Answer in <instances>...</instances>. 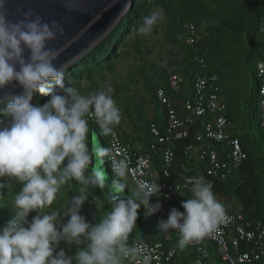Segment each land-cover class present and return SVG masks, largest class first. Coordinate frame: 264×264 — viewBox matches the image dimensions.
<instances>
[{"label":"clouds","instance_id":"obj_1","mask_svg":"<svg viewBox=\"0 0 264 264\" xmlns=\"http://www.w3.org/2000/svg\"><path fill=\"white\" fill-rule=\"evenodd\" d=\"M9 3L0 0V116L7 117L0 120V189L7 186L6 177L15 178L21 187L7 204L13 213L10 220L0 226V264H125L129 260L151 264L144 244H130L129 234L141 206L149 216L162 207L150 203L160 192L158 183L137 182L129 196L111 197L109 209L94 224L81 215L90 190L104 189L106 179L102 170L89 171L93 160L87 143L89 119H94L102 136L116 140L115 127L122 114L111 94L114 90L109 86L82 94L66 86L64 72L56 64L59 50L49 46L63 35V26L56 20L45 21L31 9L13 19ZM162 17V10L143 16L137 34H150ZM13 82L23 91L3 92ZM37 93L48 97L42 105L32 102ZM96 155L108 158L114 174L112 189L123 193L128 187L127 162L114 156L113 146L98 147ZM71 181L81 187L66 209L43 211ZM187 183L191 195L181 202L184 211L172 208L159 225L165 232L178 230L181 248L226 219L225 206L216 199L211 182L200 176ZM32 212L36 215L29 221ZM62 243L81 247L69 255Z\"/></svg>","mask_w":264,"mask_h":264},{"label":"built area","instance_id":"obj_2","mask_svg":"<svg viewBox=\"0 0 264 264\" xmlns=\"http://www.w3.org/2000/svg\"><path fill=\"white\" fill-rule=\"evenodd\" d=\"M211 24L207 21L185 22L182 26L184 42L190 46L202 43L203 30ZM198 51V49H197ZM207 63L205 55H194L193 86L187 85L186 77L179 71L170 73L172 93L159 89L157 98L165 109L166 130L162 132L156 124L150 126L154 142L148 148L144 143L134 144L122 141L115 128L116 140L110 137V146L116 158L124 159L128 164L127 179L136 188L137 182L158 183L160 192L150 198V203L159 202L162 207L154 216L168 218V203L181 197L189 190L187 181L192 177L203 176L212 184L223 183L238 172L248 155L239 138L232 135V121L228 114V103L220 89V76L205 73ZM258 107L261 113V126L264 127V54L257 63ZM94 121V119H89ZM191 139L182 152L193 166L177 167L175 146L178 141ZM220 144V145H219ZM161 146V164H156L151 151ZM181 193V194H180ZM183 212L184 210H180ZM180 237L176 229L165 232ZM143 243L151 264H185L176 245H166L162 241ZM218 247L222 260L226 264H250L264 255V210L261 215L248 218L241 211H226V219L215 225L199 240L187 246L201 256L191 264H203L208 258L207 244ZM245 248V250H244ZM136 264L134 261H127Z\"/></svg>","mask_w":264,"mask_h":264},{"label":"trees","instance_id":"obj_3","mask_svg":"<svg viewBox=\"0 0 264 264\" xmlns=\"http://www.w3.org/2000/svg\"><path fill=\"white\" fill-rule=\"evenodd\" d=\"M242 1L246 2L253 12V17H251L253 20L251 25V34L247 47H245L246 45L239 39L237 40L235 46H233L232 48H237L236 52L233 53V55H244V69L255 79L257 87H259L256 67L257 63L262 59L264 54V9L262 6L264 4V0ZM141 8V5L138 3H133V5L129 7L124 17L118 23L120 32H125L128 29L131 21L139 17L138 11H140ZM205 12L209 14L207 16H203L202 14ZM184 15H189L190 17L186 19L184 23L188 21L196 22L201 19L212 20L211 25L208 27L205 43H200L198 46H190L184 42L182 26L180 27V25H178L179 20L183 18ZM171 17V35L173 37V41L180 44L184 51V64L182 65L181 69L178 70L186 77L187 85L184 87L191 88L193 86L194 81L192 80V78L194 74L191 73V69L194 68V55L197 52L205 55L207 63V69L205 70V73L218 74L220 76V73L215 72V70L209 67L211 57H214L217 52L216 46L218 45L217 41L214 42V40L217 39V35L220 37V39H233L234 36L232 32L238 35V32L240 31L238 15L234 13V11H230V9L226 7L224 0H173ZM230 22H232L233 25L232 32L229 31ZM110 33L116 35V32L114 31H111ZM230 50L231 48L228 50L226 56L228 55ZM87 61V59H82L78 61L77 64L79 65L87 63ZM232 66H234L235 68L238 67L236 66V64H230V66L226 68L225 79L229 78V75L232 72ZM239 68L241 69V66L237 68L238 72L241 73L239 71ZM171 72H169L167 75H163L157 82L149 79L147 89L155 99L157 115L153 119H144L143 117H141L140 124H136L137 136H128L125 132L122 133L116 128L123 142L134 144L136 141H138L144 143L148 146V148H150L151 144L154 142V137L150 132V126L152 124H156L162 132L166 130L167 119L165 116V109L157 98V92L162 88L165 89L168 93H172L169 80ZM225 79H222V76H220L221 92V83ZM66 86H69L68 83L66 84ZM225 98L229 107L228 116L232 121V135L240 139L241 144L244 150L247 152L248 157L241 168L238 170V172L232 174L228 178V180H226V182L216 183L213 192L216 196V199L225 206L226 211H241L245 213L248 218L258 217L264 210V127L261 126V113L258 107V99L255 104L251 102L248 103L246 123L244 125L243 122H241L243 126H239V124H237L238 120L237 114L235 113V108L233 107L231 100L227 97ZM47 99V96L37 93L33 98V102H35V104L38 102L42 105L47 101ZM89 126L90 131L88 133L87 143L89 146V150L93 156L89 171L102 170L106 175L105 188H93L90 190V192L91 194L97 192L98 195L101 196V200L104 202V206L106 208H109L111 197L123 198L129 196L131 192L135 190V187L127 179L128 187L123 193H117L112 189L114 174L112 173L110 162L108 161L107 157H100L96 155V150L98 147L110 146L109 140L111 136H102L100 134L98 126L92 120H89ZM189 142H191V139H185L182 141H178L177 145L175 146L176 163L180 171L184 167L190 168L193 166V161H187L182 152V148ZM160 150L161 146L158 145L154 151H151L156 164L162 163ZM252 175L254 177H252ZM4 179L7 181V186L4 189H0V195L3 196L2 198H0V205H3V207H0V226L6 224L10 220L13 213L11 208L7 204L10 202L12 195H14L15 192L19 191V188L21 187L20 182L15 178L6 177ZM76 184L80 185L77 182ZM182 195L176 201L168 203L169 213L172 208L184 210L177 202L186 200L188 197H190L191 194L189 190L186 189L183 191ZM69 201L64 205L60 201L56 200L51 206L44 210H47L48 212L56 209L63 211L68 206ZM83 207L85 208L84 211L88 210L89 208V206H87V204L85 203ZM145 213L146 209L141 206V208L138 209L139 218L136 221V225L138 224L139 229L144 235L142 236V239H136L134 237L133 229L129 234L130 244L134 243L135 241H162L166 245H176L181 253V260L185 264H191L199 259L201 255L196 250H193L187 245L183 248L179 246V236L172 234L169 238L165 231H162L160 229V222L166 220V216L151 215L153 219H150V216L146 215ZM82 214L85 215L86 213L83 212ZM34 215H36L35 212L29 214V221ZM66 219L67 218L65 217L64 221L62 222H65ZM61 245L69 249V255H74L77 248L80 247L75 244L71 245L70 247L63 243ZM205 248L208 251V258L203 259V264H226V262L222 260L218 247L215 244L210 243ZM250 264H264V255L260 256L258 260H255Z\"/></svg>","mask_w":264,"mask_h":264},{"label":"rangeland","instance_id":"obj_4","mask_svg":"<svg viewBox=\"0 0 264 264\" xmlns=\"http://www.w3.org/2000/svg\"><path fill=\"white\" fill-rule=\"evenodd\" d=\"M172 2L173 0H133V3L140 4L142 8L138 11L139 17L131 21L125 32H120L119 24H117L111 30L116 32V35L110 31L83 57L63 69L65 84L68 83L69 86L76 87L82 94L94 93L107 89L109 86L112 87L114 91L111 94L122 114V120L115 128L122 133L125 132L128 136L137 134L136 124H140L141 117L153 119L157 115L155 99L147 89L149 79L157 82L163 75L180 70L184 64L183 48L173 41L171 35ZM224 2L230 11L232 10L238 15L240 31L238 35L232 32L233 25L230 22L229 31L233 33L234 38L220 39L217 35V39L214 40V42L217 41V52L214 57H211L209 67L220 73L222 79H225V71L230 64L241 66V69L239 68L241 73L238 72V67L232 66L229 78L223 80L221 85L223 96L229 98L235 108L237 124L243 126L247 119L248 103L255 104L258 99V87L255 79L244 69V55H233L237 48H232L238 39L246 45L245 47L248 46L253 12L249 5L242 0H224ZM262 6L264 9V4ZM159 10H162L163 17L153 26L151 33L138 35L137 27L142 23L141 18ZM208 14L205 12L202 15L207 16ZM188 18H190L189 15H184L178 25L183 26L184 21ZM200 21L204 20L196 22ZM205 21L212 23L211 19ZM207 31L208 28L203 30L202 43L206 42ZM230 48L231 50L226 56ZM82 59H87V63L78 65L77 62ZM6 119L7 117L0 116V120ZM252 177L254 176L252 175ZM80 187L76 181H71L70 186L62 187L57 200L65 205L77 194ZM177 203L181 205V202ZM85 204L89 208L84 211L83 204L81 215L93 224L109 209L104 206V202L97 192L89 195ZM43 211L48 212L47 210ZM83 212L86 214H82ZM150 219L153 217L150 216ZM143 235L137 224L134 228V237L142 239ZM60 247L64 248L67 254L69 253L67 247L62 245ZM125 264L129 263L126 261Z\"/></svg>","mask_w":264,"mask_h":264},{"label":"water","instance_id":"obj_5","mask_svg":"<svg viewBox=\"0 0 264 264\" xmlns=\"http://www.w3.org/2000/svg\"><path fill=\"white\" fill-rule=\"evenodd\" d=\"M132 5L133 0H10L9 3L13 19L31 9L45 21L56 20L63 26V35H57L49 44L59 50L56 64L62 70L96 46ZM22 91L17 82L3 90L14 94Z\"/></svg>","mask_w":264,"mask_h":264},{"label":"crops","instance_id":"obj_6","mask_svg":"<svg viewBox=\"0 0 264 264\" xmlns=\"http://www.w3.org/2000/svg\"><path fill=\"white\" fill-rule=\"evenodd\" d=\"M224 97V96H223ZM225 98V97H224ZM226 99V98H225Z\"/></svg>","mask_w":264,"mask_h":264}]
</instances>
